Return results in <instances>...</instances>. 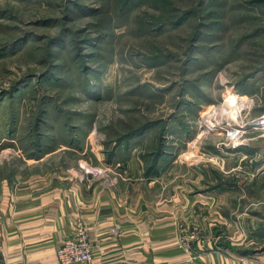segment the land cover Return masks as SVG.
I'll return each mask as SVG.
<instances>
[{
	"label": "rangeland",
	"instance_id": "obj_1",
	"mask_svg": "<svg viewBox=\"0 0 264 264\" xmlns=\"http://www.w3.org/2000/svg\"><path fill=\"white\" fill-rule=\"evenodd\" d=\"M263 119L264 0H0V180L117 185L131 149L148 198L197 200L191 248L257 257Z\"/></svg>",
	"mask_w": 264,
	"mask_h": 264
},
{
	"label": "crops",
	"instance_id": "obj_2",
	"mask_svg": "<svg viewBox=\"0 0 264 264\" xmlns=\"http://www.w3.org/2000/svg\"><path fill=\"white\" fill-rule=\"evenodd\" d=\"M129 151H116L115 165L125 162L126 169L117 185L65 172L0 180V264H58V248L80 225L89 234L93 264H264V254L239 257L214 250L212 242L202 252L194 240L188 252L181 240L200 219L197 200L178 188L165 197L168 186L157 200L148 198L142 187L151 189L154 179L144 178L137 152L120 158Z\"/></svg>",
	"mask_w": 264,
	"mask_h": 264
},
{
	"label": "built area",
	"instance_id": "obj_3",
	"mask_svg": "<svg viewBox=\"0 0 264 264\" xmlns=\"http://www.w3.org/2000/svg\"><path fill=\"white\" fill-rule=\"evenodd\" d=\"M264 120L261 122L264 125ZM182 245L187 250L191 246L187 238L182 237ZM201 250L205 251L206 246L201 244ZM58 264H93L94 251L87 230L80 225L73 236L66 239L57 251Z\"/></svg>",
	"mask_w": 264,
	"mask_h": 264
},
{
	"label": "bare ground",
	"instance_id": "obj_4",
	"mask_svg": "<svg viewBox=\"0 0 264 264\" xmlns=\"http://www.w3.org/2000/svg\"><path fill=\"white\" fill-rule=\"evenodd\" d=\"M244 101H242V100H240L239 98H232V99H230L228 102H227V109L228 110H230V115H232V114H234V113H236V114H234V116L235 115H237V116H239L238 118L240 119L241 118V115L243 114V111L244 110H246V107H247V105L245 104V103H243ZM236 105H238V106H236ZM226 106V105H225ZM233 117V116H232ZM236 117V116H235ZM219 119H221V118H219ZM236 119V118H235ZM218 120V119H217ZM233 120V119H232ZM264 120V119H263ZM212 121H213V118H212ZM234 121V120H233ZM240 123H241V121H239ZM213 123V122H212ZM264 123V122H263ZM232 132H233V130H232ZM231 132V133H232ZM235 132H239V131H235ZM234 132V133H235ZM237 135H238V133H237ZM236 135V136H237ZM229 136H231V134L229 135ZM240 138V137H239ZM88 172H91L90 170L88 171Z\"/></svg>",
	"mask_w": 264,
	"mask_h": 264
},
{
	"label": "trees",
	"instance_id": "obj_5",
	"mask_svg": "<svg viewBox=\"0 0 264 264\" xmlns=\"http://www.w3.org/2000/svg\"><path fill=\"white\" fill-rule=\"evenodd\" d=\"M140 134H142V133L141 132L140 133L139 132H135V133L132 132V133L128 134L127 136H128V139H131V138H134V137H136L137 135H140ZM155 163L157 164L156 161H155Z\"/></svg>",
	"mask_w": 264,
	"mask_h": 264
}]
</instances>
